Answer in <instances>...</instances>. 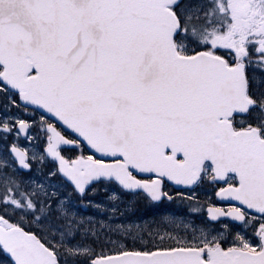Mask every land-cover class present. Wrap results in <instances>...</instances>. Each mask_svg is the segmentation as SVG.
<instances>
[{
    "label": "snow or ice",
    "instance_id": "1",
    "mask_svg": "<svg viewBox=\"0 0 264 264\" xmlns=\"http://www.w3.org/2000/svg\"><path fill=\"white\" fill-rule=\"evenodd\" d=\"M0 264H264V0H0Z\"/></svg>",
    "mask_w": 264,
    "mask_h": 264
},
{
    "label": "flooded vegetation",
    "instance_id": "2",
    "mask_svg": "<svg viewBox=\"0 0 264 264\" xmlns=\"http://www.w3.org/2000/svg\"><path fill=\"white\" fill-rule=\"evenodd\" d=\"M177 191H179V189H177Z\"/></svg>",
    "mask_w": 264,
    "mask_h": 264
}]
</instances>
